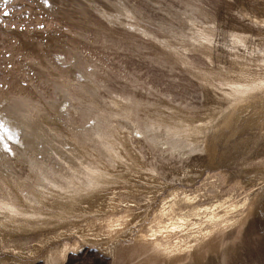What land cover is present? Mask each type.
I'll list each match as a JSON object with an SVG mask.
<instances>
[{"label":"rangeland","instance_id":"rangeland-1","mask_svg":"<svg viewBox=\"0 0 264 264\" xmlns=\"http://www.w3.org/2000/svg\"><path fill=\"white\" fill-rule=\"evenodd\" d=\"M6 1L0 0V100L31 95L33 75L36 93L54 101L55 76L36 78L28 62L57 50L68 59L79 55L97 69L101 101L148 140L132 146L101 113L99 138L107 144L98 148L111 149L115 162L97 161L108 183L49 191L34 188L38 178L20 147L13 169L33 179L41 199L34 207L10 192L11 205L0 212V264H166L137 242L165 202L188 217L190 230L173 241L197 248L194 224L203 223L204 233L216 229L215 240L201 244L204 252L172 264H264V0H124V24H111L82 0H52L56 10L43 0ZM100 6L116 13L106 0ZM82 109L74 118L79 126L93 115ZM171 129L181 134L175 143L182 150L197 152L174 158L151 141L174 137ZM185 196L193 198V211L181 204ZM228 203L244 204V215L222 212L219 223L207 222L210 209ZM229 220L235 224L222 235Z\"/></svg>","mask_w":264,"mask_h":264},{"label":"bare ground","instance_id":"bare-ground-1","mask_svg":"<svg viewBox=\"0 0 264 264\" xmlns=\"http://www.w3.org/2000/svg\"><path fill=\"white\" fill-rule=\"evenodd\" d=\"M82 1L93 4L94 11L99 16L106 18L111 24H115L117 21L124 24L123 21L118 20L119 16L125 15L124 0L117 2L106 0L114 7L116 13L112 9L103 13L100 10V0ZM6 2H10V0ZM43 4L50 9L56 8L52 0H43ZM6 10H9V7ZM0 20V23H5L2 16H0ZM168 34L173 37L178 35L170 31ZM61 45L65 50L67 44L62 43ZM42 56V61L36 59L29 61L27 66L32 74L34 72L37 75L36 78L44 77L47 74L55 76L57 96L53 99L54 101L49 102L36 93V85L32 84L33 75L30 76L32 80L28 84L29 89L33 91L31 95L6 93L0 100V212L4 210L5 205H11L9 203L11 191L17 196L16 201L22 198L30 205H36L41 199L38 191L33 192V179L30 178L28 182L31 183H28L27 180L19 178L13 169V165L18 162L21 154H23L22 151L19 153L20 147L24 149L26 160L31 164L30 172L32 174L34 172L38 178L34 188L48 190L49 186H78L82 183L85 185L84 187L91 188L95 185L100 187L109 181L103 164H97L98 160L115 167L111 154L112 150L105 152L98 148V146L107 144L99 138L101 130L104 128L100 123L101 113H108L107 118L110 124L118 123L119 128L127 133L129 143L132 146L143 144L148 140L146 137L141 140L138 139L141 138L142 133L136 130L131 132L132 126L129 121L117 118L118 113L101 101L98 92L99 79L95 67L83 64L79 55H72L68 59L64 51L57 50L50 57L47 53L42 54ZM73 59L75 60L74 63ZM67 81L71 83V88L65 85ZM86 98H88L89 103H86ZM82 108H87L93 115L88 124L79 126L75 124L74 118L80 115ZM43 118L47 120V123L42 122ZM151 128L152 126L148 127V130ZM133 133L137 136L133 137ZM162 133L165 135L164 131ZM171 133L174 137L167 140L154 141L156 139H153L151 141L156 146H159L158 144L163 145L167 149L165 153H169L174 158L180 156L189 158L188 154L197 152V149L188 153L182 150L175 143L182 139L181 134L172 129ZM109 143H113V141ZM89 148L97 152L96 156L88 155L85 150ZM156 148L160 152L163 151V148ZM177 151L180 152L179 157L176 156ZM84 174L91 177L88 182L82 180ZM45 182L48 184L46 185ZM6 186L9 187L7 194ZM25 186L32 189L26 190L24 189ZM180 202L189 208V211H193V207H196L193 205V198L189 196L183 197ZM176 207L177 203L174 205L172 202H165L152 223L138 233L137 242L141 245L142 250L152 251V255L160 258L166 264H172L189 254H201L204 252L201 244L209 241L208 246L215 240L211 238L216 229L211 228L204 233L203 223H195V228L192 230H198L199 234L196 236V240L200 244L199 247L196 248V245H192L191 242L182 244L173 241V236L190 230L188 217L178 213L179 208ZM245 209L244 204L228 203L227 205L215 206V208L210 209L207 222L219 223L222 212L231 216L234 214L243 216ZM234 224L230 220L227 221V225H225L227 228H221V234H227L229 228Z\"/></svg>","mask_w":264,"mask_h":264}]
</instances>
